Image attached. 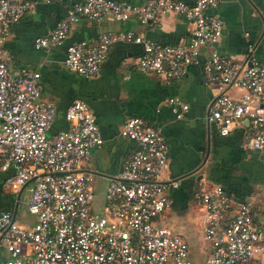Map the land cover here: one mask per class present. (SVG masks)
<instances>
[{"label":"built area","instance_id":"2783aa9c","mask_svg":"<svg viewBox=\"0 0 264 264\" xmlns=\"http://www.w3.org/2000/svg\"><path fill=\"white\" fill-rule=\"evenodd\" d=\"M63 0H42L51 4ZM63 20L34 48L46 53L63 45L72 25L81 19L100 22L111 17L157 27L167 13L177 14L192 25L185 45L167 46L145 41L132 31L106 33L95 43L70 45L65 68L82 78L97 77L112 46L118 42L140 45L138 69L165 82L179 81L190 66L200 64L201 49H209L202 62L207 87L221 93L213 100L207 121L221 136L246 122L245 147L264 151V63L249 46L244 62H234L216 50L223 21L211 14L219 0H145L138 7L114 0H68ZM38 1L0 0V190L14 197V208L0 212V264H193L187 243L166 228L153 226L171 207L167 195L176 181L163 182L169 149L159 131L135 117L123 125L120 136L136 144L116 178L107 186L102 209L96 201L92 173L87 168L91 153L103 139L93 113L82 101L65 112L68 129L49 135L56 118L54 105L41 100L40 73L14 67L2 48L12 25L34 14ZM241 91L238 99L228 91ZM177 119L188 107L167 100ZM27 190L31 227L18 224L22 191ZM16 197V198H15ZM200 206L203 240L211 246L204 264H251L264 250V227L255 224L253 201L238 205L220 185L201 183L193 194Z\"/></svg>","mask_w":264,"mask_h":264},{"label":"crops","instance_id":"0c3cea01","mask_svg":"<svg viewBox=\"0 0 264 264\" xmlns=\"http://www.w3.org/2000/svg\"><path fill=\"white\" fill-rule=\"evenodd\" d=\"M31 1L40 2L37 11L24 15L12 25L2 50L14 67L40 73L41 100L56 108L49 135L68 129L64 115L74 101H82L93 113L103 139L102 147L92 151L87 163L95 195L96 184L103 187L105 193L111 180L122 171L129 151L137 147L121 137L120 131L127 120L139 117L159 131L167 143L169 158L161 179L163 182L176 181L178 187L167 191L171 207L165 215H175L176 223L168 220L166 225L184 231L175 235L187 243L189 250L186 237L190 231L189 220L197 230L190 241L198 234L202 235L200 206L193 200L201 183L220 185L224 189L233 204L231 215L238 205L253 201L257 211L255 224L264 227V151L245 147L246 122L235 126L229 135L221 136L207 121L211 104L221 93L217 87H207L204 82L202 62L208 57L209 49H201L200 64L188 67L183 78L176 82H165L139 70L137 63L142 48L132 43L114 44L97 77H79L63 64L70 45L95 43L106 33L132 31L145 41L167 46L185 45L191 36V23L174 13L163 15L157 27L141 24L135 16L123 23L111 17L100 22L81 19L72 25L62 46L46 53L34 48V40L51 32L65 18L72 2L44 4L42 0ZM114 1L138 7L145 0ZM179 1L189 5L194 3V0ZM211 14L223 21L222 37L215 47L220 55L242 63L252 45L254 57L264 63V0H219ZM228 95L238 99L242 92L230 90ZM171 98L188 107L180 119L167 104ZM14 201L11 194L0 190V212L12 210ZM27 203L28 200L26 208ZM165 218H159L160 223ZM198 244L196 248L200 247ZM204 249L200 248L201 255L196 254L195 264H204L210 257L209 248L206 247L205 252ZM251 264H264V250Z\"/></svg>","mask_w":264,"mask_h":264},{"label":"rangeland","instance_id":"374dc122","mask_svg":"<svg viewBox=\"0 0 264 264\" xmlns=\"http://www.w3.org/2000/svg\"><path fill=\"white\" fill-rule=\"evenodd\" d=\"M208 187L211 188L212 186H208ZM28 197H29L28 191L24 190L20 196V200H19V204H18L19 206L17 209V221H18V224H20L22 226L31 227L35 223V218H34V216L29 215L27 212L26 202L28 200ZM103 197H104V188L101 187L100 185L96 184V201L90 206V209L93 210L96 205H99V207H97V210L100 211L102 209L101 202L103 200ZM173 216H175V215H170L169 217H167L164 213L162 215V217H166V218L163 220V222L160 223V221L162 219V217H161V219H156L153 221V226L157 227V228H161V227L166 228V229H168V231L172 235H175V233L176 234L183 233L184 231L182 229H180L179 227H176L175 229H171V228L167 227L166 223L168 222V220H171L172 222L176 223L175 217H173ZM190 223H191V221L189 220L188 224L190 225L189 226L190 231L188 230V234H186V237H187V241L189 242V245H190L189 256L191 257V261L194 262L193 264H195V256H197L196 254L201 255V253H202L200 248L205 247V249H206V247H208L209 250L211 251V246L208 242H206L202 239V235H200V234H198V235L195 234L198 237L196 239H194L192 237L194 241H192V242L190 241L192 233L197 232L196 226H194ZM195 240H197V243L199 242V244H198L200 246L199 248H196L195 245L197 243ZM205 249H204V252H205Z\"/></svg>","mask_w":264,"mask_h":264}]
</instances>
